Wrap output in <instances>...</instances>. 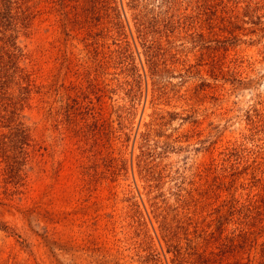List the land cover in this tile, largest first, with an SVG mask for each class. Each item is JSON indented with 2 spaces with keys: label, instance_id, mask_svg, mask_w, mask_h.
Instances as JSON below:
<instances>
[{
  "label": "rangeland",
  "instance_id": "obj_1",
  "mask_svg": "<svg viewBox=\"0 0 264 264\" xmlns=\"http://www.w3.org/2000/svg\"><path fill=\"white\" fill-rule=\"evenodd\" d=\"M0 264H264V0H0Z\"/></svg>",
  "mask_w": 264,
  "mask_h": 264
}]
</instances>
